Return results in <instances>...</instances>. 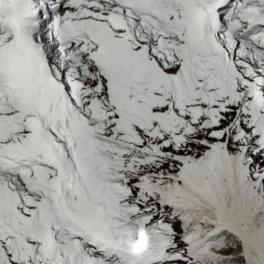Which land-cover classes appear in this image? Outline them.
<instances>
[{
	"label": "snow or ice",
	"instance_id": "obj_1",
	"mask_svg": "<svg viewBox=\"0 0 264 264\" xmlns=\"http://www.w3.org/2000/svg\"><path fill=\"white\" fill-rule=\"evenodd\" d=\"M0 264H264V0H0Z\"/></svg>",
	"mask_w": 264,
	"mask_h": 264
}]
</instances>
